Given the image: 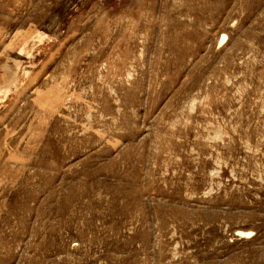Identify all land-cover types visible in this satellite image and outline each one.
<instances>
[{"label": "rangeland", "instance_id": "rangeland-1", "mask_svg": "<svg viewBox=\"0 0 264 264\" xmlns=\"http://www.w3.org/2000/svg\"><path fill=\"white\" fill-rule=\"evenodd\" d=\"M0 264H264V0H0Z\"/></svg>", "mask_w": 264, "mask_h": 264}]
</instances>
